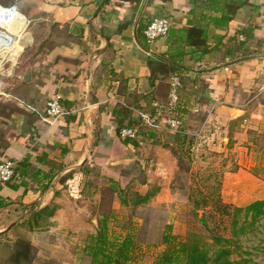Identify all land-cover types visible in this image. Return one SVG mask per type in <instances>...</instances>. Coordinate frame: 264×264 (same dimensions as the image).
I'll use <instances>...</instances> for the list:
<instances>
[{"label": "crops", "instance_id": "0c3cea01", "mask_svg": "<svg viewBox=\"0 0 264 264\" xmlns=\"http://www.w3.org/2000/svg\"><path fill=\"white\" fill-rule=\"evenodd\" d=\"M15 2H7V6L21 10V1ZM35 3L36 22L50 21L47 35L51 31L56 43L45 58L33 61L28 76H18L33 92L31 97L5 99L15 101L28 114L20 115L13 128L7 126V138L0 134V161L10 159L17 165L26 161V172L0 187V210L14 201L29 206L38 203L41 209L59 195L60 181L69 182L88 162L115 164L127 159L135 142L141 145L142 140L139 134L136 140L119 137V129L135 119L125 106L150 110L152 101H165L173 75L181 82L180 116L188 105H195L192 111L207 113L206 123L215 120L234 135V146L242 143L248 129L264 127V96L254 104L244 100L251 89L264 84V0H223V13L207 11L205 0ZM223 14L231 18L223 26L215 27L203 19ZM161 17L171 21L168 34L147 44V24ZM22 19L15 24L20 31ZM191 25L206 31L205 46L194 48L184 43V37L179 38ZM22 37L24 42L28 40L26 35ZM13 47L8 52L16 55L21 50L16 38ZM55 95L70 113L49 126L41 116ZM183 95L192 97L188 101ZM233 184L228 175L224 190H235ZM239 190L257 189L245 181ZM246 194L237 207L260 199L253 197L256 192Z\"/></svg>", "mask_w": 264, "mask_h": 264}, {"label": "rangeland", "instance_id": "374dc122", "mask_svg": "<svg viewBox=\"0 0 264 264\" xmlns=\"http://www.w3.org/2000/svg\"><path fill=\"white\" fill-rule=\"evenodd\" d=\"M20 1L21 10L13 13L24 18V27L20 31V27L13 26V30L17 29L14 40L23 38L22 35L28 40L13 63H7V56L0 58V80L12 96L26 98L33 92L18 76H28L33 61L45 58L56 41L51 31L47 35L51 28L48 19L36 22L35 0H0V3L7 6V2L20 4ZM13 46V41H7L8 49H14ZM263 96L257 87L244 100L250 99L254 104ZM184 97L189 101L192 96ZM5 99L0 95V134H6L7 138V126L13 128L19 116L27 112L15 101ZM181 102L180 99V106ZM187 107L183 109L184 115H178L190 133L197 132L206 123L207 113L192 111L195 105ZM130 122L139 127L142 144L135 142L134 151L122 162H88L69 182L61 180L59 195L47 205L52 215L47 212L35 220L33 215L40 210L38 203L29 206L14 201L9 207L3 206L0 264H91L82 247L88 236L97 231L103 213L108 214L106 232L110 238L131 235L127 264H155L168 247L165 237L171 240L170 246L177 248L191 233L200 236L198 239L210 253L215 250L214 238L230 239L240 247L231 246V260L237 261L242 256L252 264H264V218L251 226L245 224L246 233L234 237L233 211L223 213L216 203L219 196L225 204L236 206L248 194L246 191L256 192L253 197L264 200V127L248 129L242 143L234 146L237 143L236 139L231 140L234 135L215 120L206 123L202 137L186 138L184 142L166 132H149L136 119ZM217 144L220 148L213 146ZM171 149L177 152L176 156ZM86 168L89 171L85 172ZM228 175L233 178L235 190L223 188ZM245 181L257 190H239ZM146 194L148 201L137 203L138 195ZM238 222L239 229L243 225L242 214ZM21 241L31 246L27 258L15 257Z\"/></svg>", "mask_w": 264, "mask_h": 264}, {"label": "trees", "instance_id": "16d2710c", "mask_svg": "<svg viewBox=\"0 0 264 264\" xmlns=\"http://www.w3.org/2000/svg\"><path fill=\"white\" fill-rule=\"evenodd\" d=\"M221 1L223 0H205V9L209 12L223 13L224 8L220 5ZM0 5L4 7H12V5L5 6L2 3H0ZM0 8L3 7L0 6ZM203 19L207 20L216 27L223 26L225 23L230 21L231 18L228 14H223L219 18L214 16L209 18L204 17ZM182 34L179 35V38L184 37V43L188 46L200 48L206 44V31L200 26L191 25L189 28L182 30ZM174 136L179 142H184V140L188 138L185 136ZM171 151L173 155H177V152L174 149H171ZM179 158L180 157H178V159ZM25 163L26 161L21 163L22 165H17L15 163L13 179H20V174H24L26 172V165H24ZM20 183V185H24L22 182ZM148 198L149 196L147 194L144 196L138 195L137 203H145L148 201ZM216 203L218 210H221L223 213H230V210L233 211L231 214V226L233 228L234 237L246 233L245 224L251 226L264 218V200L254 201L245 207H237L230 204H225L218 196ZM47 212L51 213L50 207L44 206L35 212L33 218L37 220ZM241 214L243 225L238 229V218L241 216ZM50 215H52V213ZM107 216L108 214H102L103 219L100 220L95 234L88 236L86 239L83 252L91 259V264H127L130 261L129 251L131 249V235L126 234V236L122 239H119L115 236L110 238V235L108 236L106 232ZM198 238H200V236L191 233L189 234L187 241L178 244L179 246L176 248L175 246H170L171 240L168 237H165L164 241L168 244V247L160 254L159 259L155 261V264H252L251 260L242 256L237 261L230 259L231 246L234 245L235 249H240L235 241L230 239L214 238L213 244L215 250L210 253L206 247V244L201 242ZM18 245L19 250L15 251V257L18 258L19 256H23L27 258L31 247L30 244L28 242L21 241Z\"/></svg>", "mask_w": 264, "mask_h": 264}, {"label": "built area", "instance_id": "2783aa9c", "mask_svg": "<svg viewBox=\"0 0 264 264\" xmlns=\"http://www.w3.org/2000/svg\"><path fill=\"white\" fill-rule=\"evenodd\" d=\"M6 9V8H5ZM14 6L7 7V11L15 12ZM171 21L169 18L161 17L152 19L144 30V38L147 44H152L158 38L165 37L170 29ZM20 32V31H19ZM18 40V39H17ZM21 45V52L25 47V42L22 38L18 40ZM11 56V51L6 52L5 55H0V58L7 56V63H13L17 57ZM168 94L165 101L158 102L152 101L150 103V110L138 109L130 106L125 108L130 111L131 115L139 122V126L144 127L149 132H166L172 135L198 138L203 133V126L194 133H189L185 127L183 119L179 117L178 110L180 107V88L181 82L177 75L170 77L168 82ZM260 94H264V86L259 89ZM0 95L7 99H14V97L5 90V85L0 80ZM213 108V107H212ZM70 112L66 110L61 104V97L58 95L53 96L46 104L44 114L41 120L49 126L54 125L57 121L68 115ZM139 134L138 126H124L119 129L118 135L124 140H133ZM15 162L10 159L0 161V187L9 183L14 178Z\"/></svg>", "mask_w": 264, "mask_h": 264}, {"label": "bare ground", "instance_id": "6f19581e", "mask_svg": "<svg viewBox=\"0 0 264 264\" xmlns=\"http://www.w3.org/2000/svg\"><path fill=\"white\" fill-rule=\"evenodd\" d=\"M22 20V17L14 14L12 12L7 11L5 8H0V53L3 55L4 52H7V41H13L14 36L11 28Z\"/></svg>", "mask_w": 264, "mask_h": 264}, {"label": "water", "instance_id": "95a60500", "mask_svg": "<svg viewBox=\"0 0 264 264\" xmlns=\"http://www.w3.org/2000/svg\"><path fill=\"white\" fill-rule=\"evenodd\" d=\"M3 38H1L0 40H2ZM122 162V161H121ZM14 224L11 225V227L13 226Z\"/></svg>", "mask_w": 264, "mask_h": 264}]
</instances>
